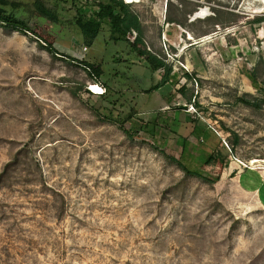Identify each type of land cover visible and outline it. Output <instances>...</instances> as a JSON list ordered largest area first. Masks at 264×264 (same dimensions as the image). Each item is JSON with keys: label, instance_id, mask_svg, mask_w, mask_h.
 <instances>
[{"label": "rangeland", "instance_id": "obj_1", "mask_svg": "<svg viewBox=\"0 0 264 264\" xmlns=\"http://www.w3.org/2000/svg\"><path fill=\"white\" fill-rule=\"evenodd\" d=\"M21 1L33 34L0 28V264H264V2L129 5L171 69L150 93L163 71L108 25L83 45L92 4L39 0L54 24Z\"/></svg>", "mask_w": 264, "mask_h": 264}, {"label": "trees", "instance_id": "obj_2", "mask_svg": "<svg viewBox=\"0 0 264 264\" xmlns=\"http://www.w3.org/2000/svg\"><path fill=\"white\" fill-rule=\"evenodd\" d=\"M72 3L76 0H70ZM93 2V3H92ZM89 2L86 0V7H91L92 4V12L90 15L81 14L75 20V27L79 32V36L81 37V41L83 45L86 47H91L95 39L98 37L102 25L106 24L110 28V32L115 36V40H122L131 44L134 52L137 54L139 58H143L146 62L147 67L151 71L152 74H155L158 71H163L162 79L159 83L152 86L149 92H155L162 88L165 84L168 83L171 77V69L166 66L163 60L159 59L156 56L150 55L145 51H139L137 47L142 43V29L141 24L138 20V17L133 14L129 5H126L122 2L115 0H93ZM26 3L21 0H0V28L9 29L16 31L22 35L33 34L34 28L31 27L23 18V13L25 12L24 7ZM35 11L44 19L57 24L59 23L56 15L46 9L39 0L33 4ZM256 22H260V19H257ZM137 33V38L135 42L132 44L128 41L127 37L131 35L132 32ZM48 52L55 53L52 49V46L46 47ZM81 66L95 79L98 80L103 75V72L100 67L93 66L87 63H80ZM97 83V82H96ZM102 86V85H101ZM105 89L104 96H94L89 91H85V97L87 100L91 97H100L106 101L112 97L111 89L108 91L105 86H102ZM106 95V96H105ZM262 101L257 99L246 100L244 104L250 106L255 109H259ZM196 106V105H195ZM110 123H120L119 121H114V119L107 118L106 119ZM233 136V148L238 143V136L232 133ZM233 148L230 149V152H233ZM212 160V156L208 155L204 157L203 164H207ZM182 171L186 174L193 175L190 173L184 166L180 165ZM196 177L201 179L203 182L208 183L210 185H214L219 182L220 176L217 175L215 177H211L206 173L195 174ZM240 184L244 189L248 191H258L260 193L261 198L263 195L261 194V188L256 187L254 189L248 188L245 183V179L240 177ZM263 192V191H262ZM264 204V202H263Z\"/></svg>", "mask_w": 264, "mask_h": 264}, {"label": "built area", "instance_id": "obj_3", "mask_svg": "<svg viewBox=\"0 0 264 264\" xmlns=\"http://www.w3.org/2000/svg\"><path fill=\"white\" fill-rule=\"evenodd\" d=\"M115 1L122 2V3L126 4V5H134V4H128L126 0H115ZM136 38H137V33L134 32V31L131 33V35H129V36L127 37L128 41H129L130 43H132V44L135 42ZM94 85H96V86H98V87L100 88V92H99L98 94H95V92L91 90V86H89V90H88V91H89L92 95H94V96H100V95H102V94L105 93V89H104L100 84L95 83Z\"/></svg>", "mask_w": 264, "mask_h": 264}, {"label": "bare ground", "instance_id": "obj_4", "mask_svg": "<svg viewBox=\"0 0 264 264\" xmlns=\"http://www.w3.org/2000/svg\"><path fill=\"white\" fill-rule=\"evenodd\" d=\"M126 1H127L128 4H138V3H140V1H137V0H126ZM261 1L264 2V0H261ZM194 19H199L198 15H196V16L194 17ZM189 40H191V38H190ZM210 40H211V37H210V38H209V37H206V38H204L203 41L200 42V43H203V44H204V43H208ZM91 90L94 91L95 94H98V93L100 92V88H99L98 86H96V85H91ZM255 163H257L256 160H253V161L251 162V164H255Z\"/></svg>", "mask_w": 264, "mask_h": 264}, {"label": "crops", "instance_id": "obj_5", "mask_svg": "<svg viewBox=\"0 0 264 264\" xmlns=\"http://www.w3.org/2000/svg\"><path fill=\"white\" fill-rule=\"evenodd\" d=\"M261 206H262V208H263V210H264V204H261Z\"/></svg>", "mask_w": 264, "mask_h": 264}, {"label": "clouds", "instance_id": "obj_6", "mask_svg": "<svg viewBox=\"0 0 264 264\" xmlns=\"http://www.w3.org/2000/svg\"><path fill=\"white\" fill-rule=\"evenodd\" d=\"M102 95H104V94H102ZM102 95H100V96H102Z\"/></svg>", "mask_w": 264, "mask_h": 264}]
</instances>
